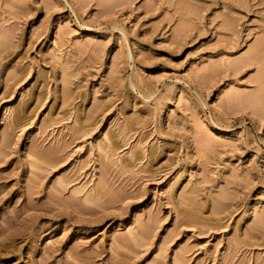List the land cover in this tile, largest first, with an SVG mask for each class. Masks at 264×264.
Listing matches in <instances>:
<instances>
[{"label":"rangeland","instance_id":"374dc122","mask_svg":"<svg viewBox=\"0 0 264 264\" xmlns=\"http://www.w3.org/2000/svg\"><path fill=\"white\" fill-rule=\"evenodd\" d=\"M0 264H264V0H0Z\"/></svg>","mask_w":264,"mask_h":264},{"label":"bare ground","instance_id":"6f19581e","mask_svg":"<svg viewBox=\"0 0 264 264\" xmlns=\"http://www.w3.org/2000/svg\"><path fill=\"white\" fill-rule=\"evenodd\" d=\"M18 238L20 241H23L24 238L23 236H18V237H10L8 240H7V243L4 245V250H10L11 248L17 246V241H18ZM43 239V235L40 236V240ZM35 240V239H32L31 241L28 242V247L31 246L32 244V241ZM40 242V241H39ZM20 246H17V248H19Z\"/></svg>","mask_w":264,"mask_h":264}]
</instances>
